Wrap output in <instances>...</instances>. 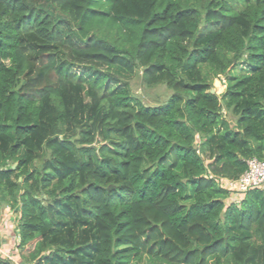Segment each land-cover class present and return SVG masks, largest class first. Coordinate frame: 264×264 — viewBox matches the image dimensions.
Listing matches in <instances>:
<instances>
[{"label":"trees","instance_id":"16d2710c","mask_svg":"<svg viewBox=\"0 0 264 264\" xmlns=\"http://www.w3.org/2000/svg\"><path fill=\"white\" fill-rule=\"evenodd\" d=\"M139 75L167 100L142 104ZM250 159L264 0H0V214L20 264H264V190L227 203Z\"/></svg>","mask_w":264,"mask_h":264},{"label":"rangeland","instance_id":"374dc122","mask_svg":"<svg viewBox=\"0 0 264 264\" xmlns=\"http://www.w3.org/2000/svg\"><path fill=\"white\" fill-rule=\"evenodd\" d=\"M224 81L223 79H218L213 82V91L220 95L224 90ZM130 89L133 95L144 105L148 106H155L164 103L167 98L170 96V92L167 91L163 86H159L153 89H147L142 84L141 76L139 75L130 83ZM223 117L229 124L233 127L235 124V117L229 114L228 112H223ZM239 196L237 197H230V201L228 200L227 203H239ZM2 214V213H1ZM2 217H4L2 215ZM7 218V216H6Z\"/></svg>","mask_w":264,"mask_h":264},{"label":"built area","instance_id":"2783aa9c","mask_svg":"<svg viewBox=\"0 0 264 264\" xmlns=\"http://www.w3.org/2000/svg\"><path fill=\"white\" fill-rule=\"evenodd\" d=\"M246 164L247 170L237 180L225 182L226 188L231 192V197L235 198L250 190L264 188V162L250 159Z\"/></svg>","mask_w":264,"mask_h":264},{"label":"crops","instance_id":"0c3cea01","mask_svg":"<svg viewBox=\"0 0 264 264\" xmlns=\"http://www.w3.org/2000/svg\"><path fill=\"white\" fill-rule=\"evenodd\" d=\"M16 225L17 215L7 209L3 210L0 214V257L12 260V263L20 264V257L16 248Z\"/></svg>","mask_w":264,"mask_h":264},{"label":"water","instance_id":"95a60500","mask_svg":"<svg viewBox=\"0 0 264 264\" xmlns=\"http://www.w3.org/2000/svg\"><path fill=\"white\" fill-rule=\"evenodd\" d=\"M211 93H214V91L212 90Z\"/></svg>","mask_w":264,"mask_h":264}]
</instances>
